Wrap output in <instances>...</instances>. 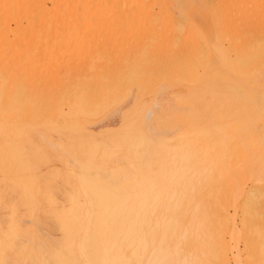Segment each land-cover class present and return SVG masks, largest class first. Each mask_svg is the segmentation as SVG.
<instances>
[{
    "label": "bare ground",
    "instance_id": "1",
    "mask_svg": "<svg viewBox=\"0 0 264 264\" xmlns=\"http://www.w3.org/2000/svg\"><path fill=\"white\" fill-rule=\"evenodd\" d=\"M182 6V126L165 167L173 190L150 180L146 156L132 147L133 176L111 164L108 176H94L93 148L82 158L72 146L79 182L41 181L45 157L30 141L39 123L50 114L64 131L91 136L105 128L97 117L104 100H94L95 85L87 96L73 92V79L63 96L57 82L54 93L26 83L23 64L0 56V264H224L225 234L242 237L248 258L260 254L264 264V0Z\"/></svg>",
    "mask_w": 264,
    "mask_h": 264
},
{
    "label": "rangeland",
    "instance_id": "2",
    "mask_svg": "<svg viewBox=\"0 0 264 264\" xmlns=\"http://www.w3.org/2000/svg\"><path fill=\"white\" fill-rule=\"evenodd\" d=\"M181 3L185 9V0H0V56L5 55L10 64L18 60L23 64L26 83L31 80L40 88L46 84L47 90L54 93L57 82L61 85L58 90H63L58 93L63 96L65 84L73 79V92L75 87L80 90L75 93L86 95L95 85L101 94L97 92L100 96L95 94L94 100H104L100 109L97 107L98 114L97 109L95 112L99 124L105 128H93L91 136L83 133V129L81 135L80 131L78 134L64 131L63 121L57 123L58 117L50 114L39 123L34 131L35 140L30 141L32 145L40 143V154L45 157L46 164L39 169L41 181L51 177L50 181L55 178L51 183L58 180L68 186L79 182L73 173L82 168L69 152L74 146L82 158L93 148L91 162L95 166L92 163L91 171L99 178L110 174V164L121 165L133 176L134 167L139 165L128 166L127 162L137 151L146 156L142 159L143 169L150 180L155 177L154 182L163 185L166 191L175 189V182L167 177L171 171L165 167L170 168L167 150L179 143L182 126L180 116H176L180 114L183 72L179 50L184 18ZM77 78L79 87L75 84ZM87 84L91 86L86 87ZM85 95L82 102L88 100ZM71 101L75 102L74 98ZM131 142L135 145L138 142V147L130 146ZM28 147L31 154L32 148ZM107 154L111 159L104 164L102 157L105 159ZM31 157L32 154L28 160ZM149 157H153L151 162ZM237 215L235 220L240 224L242 214ZM225 243L224 264H260V254L259 258H248L242 237L225 234ZM216 249L218 252L219 247ZM249 259L252 262L248 263Z\"/></svg>",
    "mask_w": 264,
    "mask_h": 264
}]
</instances>
